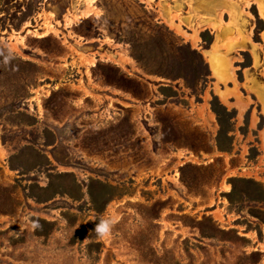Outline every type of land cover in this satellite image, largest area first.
Returning a JSON list of instances; mask_svg holds the SVG:
<instances>
[{"label":"rangeland","instance_id":"rangeland-1","mask_svg":"<svg viewBox=\"0 0 264 264\" xmlns=\"http://www.w3.org/2000/svg\"><path fill=\"white\" fill-rule=\"evenodd\" d=\"M260 215L264 0H0V264H264Z\"/></svg>","mask_w":264,"mask_h":264},{"label":"clouds","instance_id":"clouds-1","mask_svg":"<svg viewBox=\"0 0 264 264\" xmlns=\"http://www.w3.org/2000/svg\"><path fill=\"white\" fill-rule=\"evenodd\" d=\"M32 227L38 228L39 222L37 220L32 221ZM113 227V222L110 217H105L99 220L98 223H96L94 231L100 238H106L111 234V230Z\"/></svg>","mask_w":264,"mask_h":264},{"label":"trees","instance_id":"trees-1","mask_svg":"<svg viewBox=\"0 0 264 264\" xmlns=\"http://www.w3.org/2000/svg\"><path fill=\"white\" fill-rule=\"evenodd\" d=\"M232 180H235V179H232ZM260 218H262V222L264 223V216L260 215Z\"/></svg>","mask_w":264,"mask_h":264}]
</instances>
